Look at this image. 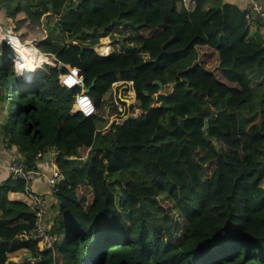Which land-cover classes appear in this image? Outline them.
<instances>
[{"label": "trees", "instance_id": "1", "mask_svg": "<svg viewBox=\"0 0 264 264\" xmlns=\"http://www.w3.org/2000/svg\"><path fill=\"white\" fill-rule=\"evenodd\" d=\"M208 1L36 0L7 8L22 40L19 29L27 22L38 27L44 18L57 17L37 48L77 68L86 87L96 81L88 92L95 112L86 116L73 100L78 89L59 82L65 67L44 65L26 82L16 76L14 56L5 47L2 82L30 86H22L16 112L22 128L9 118L0 127L29 168L39 152L56 147L62 178L55 193V251L40 252L36 242L17 239L33 227L35 216L8 200L9 191L24 190L22 180L9 178L0 186V264H12L8 255L23 250L32 258L21 264H264V109L260 125L249 130L241 129L235 113L255 88H264V44L249 37L261 25L246 21L234 5L207 7ZM128 28L139 45L129 51L113 52L104 40L96 46L101 56L75 43L92 35L94 46L113 30ZM61 33L72 41L57 43ZM195 48L199 62L179 71V62ZM34 51L41 65L42 55ZM33 69L24 68V74ZM129 81L135 92L129 110L140 113L113 121L103 133L102 116L118 112L120 102L113 98L115 104L105 107V96L114 83ZM155 81L172 83V91L159 94ZM193 91L211 104L222 102L217 113L213 104L203 108ZM193 110L200 129L208 118L206 133L220 149L203 165L205 183L190 163L193 149L179 143L190 134L179 125ZM171 143L167 153L160 152ZM128 171V178L119 176Z\"/></svg>", "mask_w": 264, "mask_h": 264}, {"label": "rangeland", "instance_id": "2", "mask_svg": "<svg viewBox=\"0 0 264 264\" xmlns=\"http://www.w3.org/2000/svg\"><path fill=\"white\" fill-rule=\"evenodd\" d=\"M35 3H36V0H0V10L2 11L3 15L8 16V12H7L8 7L26 8L32 4H35ZM25 20H27V19H25ZM48 20H46L44 18L43 21L45 23L42 26H38V27H34V26L30 25L28 22L26 24H24V26L21 27V29H19L22 32V38L26 41L35 43L39 39H42L43 37H45L48 34V32H44V30H46L45 28H47V29L53 28L54 29L56 23L58 22V18L54 17L52 15L51 17H49ZM12 24L15 26L13 20H12ZM17 28H19L18 25H17ZM133 33H134V31L131 30L130 28H128L126 30H123V29L113 30L112 36L110 38L112 41L111 47H112L113 52H115V51H129L130 50L129 48H132L134 46H136V47L139 46L132 39ZM97 36H98V34L96 33L95 38ZM56 39H57V43H67V42L69 43L70 41H72V39L66 33L58 34ZM92 39H93L92 35H87L86 37H79V39L75 40V43H79L82 46H88V47L92 48V44L94 43L92 41ZM104 40H106V39H103L102 41L104 42ZM0 50H1V54H0V84H1L0 98H1L2 103L4 104V106L6 108L8 118L13 120V121H16L18 127L22 128L21 121L16 118L17 117L16 112H17L18 106L20 104H22V102H23V99L20 97L21 91L24 90L22 86L26 85L27 87H29L30 84H25L21 81L11 82V80H13V79H10V82H7V81H4V83L2 82V79H4L3 64H4V60H5L4 54L6 52V49H5V47L2 46V47H0ZM32 51L35 52L34 49H32ZM35 54H36V56H35ZM32 57L34 58L33 59L34 60L33 65L35 68L37 66V62H35V60H37L40 56L37 55V53L35 52V53H33ZM199 60H200V52L198 51V49L195 48L191 51V53L186 58L182 59L179 62L178 70L183 71V70L195 65L196 63H198ZM41 61H42V56H41ZM28 70H31V69H28ZM28 73H31V72H28ZM28 73H26V74H28ZM261 86H264V79H263ZM122 89L125 92V90L127 89V85L126 84H123L121 86H120V84L119 85H113L111 94L105 96V101H106L105 107L107 106V104L109 102L110 103L113 102L115 104L114 99L117 98L120 90H122ZM160 93L164 94L163 91L159 92V94ZM193 97L199 103H202L204 105L203 108L205 106L209 108V106L211 107L213 104L215 107H211V108L213 109L214 115L217 113L216 108L220 107L222 104V102H220L218 100H211V102H212V104H211L208 101L204 100L206 98H202L200 96V93L195 92V91H193ZM121 98L122 99L119 100L120 101L119 105H120V103H125L128 106L134 102V101H132V99H134V95L131 96L128 92L126 95L122 93ZM116 100H118V99H116ZM215 102H217V103L215 104ZM117 104H118V102H117ZM110 105H112V104H110ZM122 108H124V107H122ZM262 109H264V88L257 87L253 90V93H252L250 99L235 109V113H237L239 118H240L241 129L249 130L253 125H257V126L260 125V123H261L260 112ZM128 111H130V113H133V111H131L127 108L125 111L126 116L129 115V114H127ZM139 113H140V110H136V113L132 114V116H136ZM190 113H194V115L189 116L186 119H184L183 128H181V125H179V127H180L179 129L189 130L190 134L188 137H183L181 142H179V143L181 144L182 148H187L189 150H190V148L193 149V152H191L192 155L190 158V163L195 166V172L197 173L198 178L201 179V181L205 183L203 165L209 159L215 158L218 154H220V149H219V145H217V143L215 142L214 137H212V135L209 134L208 132L206 133V131H207L206 125L208 124V126H209V123L207 122L208 118L207 117L204 118L205 124H204L203 128L200 129L198 127V124H197L198 118H199L198 113L195 110L191 111ZM114 114L119 115L118 112H116ZM105 117H106V119H105ZM109 118H110V114L108 113V110H107L106 114H104L102 116L101 124L107 123ZM111 118H113L114 120L117 119L118 121H120V118H122V116L119 117L116 115H112ZM107 127L110 128V124L109 125L107 124ZM108 128H105V129H108ZM209 131H211V130H209ZM174 145H175V143H171L169 145L164 144V145L159 147L160 152L167 153L166 152V146H174ZM87 154H88V150L83 151L82 157L86 158ZM263 157H264V155H263ZM15 161H19V160H15ZM76 162L81 163V161H76ZM259 174H260V170L258 168L255 172V176L257 177ZM119 176L126 179L130 176V171L125 172L123 174H120ZM113 178H116V177L114 175H112L111 179H113ZM23 253H25V252L19 251V252L13 253V254H9V262H11L12 264H21L22 262H25L26 260H28V258H25L26 256L23 255Z\"/></svg>", "mask_w": 264, "mask_h": 264}, {"label": "built area", "instance_id": "3", "mask_svg": "<svg viewBox=\"0 0 264 264\" xmlns=\"http://www.w3.org/2000/svg\"><path fill=\"white\" fill-rule=\"evenodd\" d=\"M241 12L243 13L246 21L252 23H258L261 26H264V3H261L257 0H251L250 3H248L245 6V8L241 9ZM0 35L6 37L5 39L0 40V47L2 46L7 47L12 52L14 56L13 67L15 69L16 76L19 79L24 80L26 82L33 81L36 70L40 67H43L44 65H48L50 67L58 68V69L65 67L66 70L61 71L58 74V79L60 84L66 89L71 91L74 89H78V92L73 95V100L80 112H82L86 116L92 115L95 112V103L93 99L89 96V94L86 93L85 79L80 74L77 68H74L69 64L62 63L55 57V55L51 53H45L40 51L35 43L22 40L20 36L16 33L15 26L14 25L11 26L9 22L4 19V15L2 13H0ZM9 35L15 38L11 43L7 38ZM110 38L111 35L101 37L100 38L101 40H99L98 43L92 46L97 54L104 56L96 49V46L101 44L103 42L102 41L103 39L108 40V45L111 46L112 41ZM21 45L31 46L44 58V61L41 65L37 64L34 74L30 79L21 76L17 70V63L19 62V56L16 53V48ZM36 61L37 60H35V62ZM125 111H126L125 105L118 104L119 115L117 114L114 115L119 117L122 116L124 118ZM123 118H120V121H118L117 119H115L114 121L116 123H121ZM47 151L52 152V167H53L52 175L47 178L48 192L50 194L55 195V193L58 190L57 182L62 178V174L59 172V169L55 164L56 158L59 154V150H57L56 147L52 146L48 148L46 152ZM40 154H42V152H39V155ZM9 172L14 179H19L23 181L24 191L25 193L29 194L32 199V202L29 204V206L31 208V212L35 216L33 227L27 231H23L19 233L17 239L20 241L36 242L37 250L40 252L55 251L57 248V243L59 241V238L55 233L52 232V226L54 222L52 220L51 222L49 221L50 216L48 215V208L43 195L41 193H36L32 190L33 178L35 176L41 175V173H39L37 170L33 168H29L25 164V162L20 160L12 162V164L9 166ZM1 185H3V183L0 181V186Z\"/></svg>", "mask_w": 264, "mask_h": 264}, {"label": "crops", "instance_id": "4", "mask_svg": "<svg viewBox=\"0 0 264 264\" xmlns=\"http://www.w3.org/2000/svg\"><path fill=\"white\" fill-rule=\"evenodd\" d=\"M250 1L251 0H209L207 2V7H222L223 5H234V6L238 7L239 9H243V8H245V6L248 3H250ZM257 1L264 3V0H257ZM0 13H2L1 10H0ZM4 19L7 20L11 26H13L12 19L10 17L4 15ZM249 37L256 42H260V43L264 44V27L263 26L255 27L251 31ZM0 53H1V50H0ZM30 54H31V52H30ZM119 84H121V82H117L114 85H119ZM132 85H133V82L129 81L127 84V89L125 90V92L123 91V89L120 90L119 95H118L119 97L116 95L117 98L119 100H121L122 99L121 98L122 93L126 95L128 92L131 96L134 95V99H132V101H134V102L131 104H135V92L132 89ZM0 88H1V86H0ZM172 89H173L172 83H168L167 85L162 86L163 92H165L164 90L171 92ZM160 92H161V88H160ZM129 106L130 105L127 106L125 104V109H127V108L129 109ZM136 110H138V109H135V111L133 113H130V111H128L127 114H134V113H136ZM111 117L112 116H110V118L108 119L105 126L99 125V127H101L99 129L105 130V128H107V124L111 125L113 123V120H114ZM7 119H8V116H7L6 108H5L4 104L2 103V101L0 100V125H4L7 122ZM105 119H106V117H105ZM15 160H20V161L24 162V156L19 151V147H17L14 144L9 143V139L4 134L3 128L0 127V165H1L0 181L2 183L6 182L9 178H11L12 180H16L11 176V174L9 172V166ZM32 168L37 170L39 173H41V175L35 176L33 178L32 190L36 193H41L43 195V197L46 201L47 208H48V215L51 217V218L49 217V221L51 222V220H52L54 222V218H55L57 211H58L57 210V199H56L55 195L50 194L48 192V182H47V178L50 177L52 175V172H53L52 152L47 151V152L40 154V156L38 157L34 167H32ZM7 196H8V200L10 202L15 203V205L12 206V208H17V210L31 212V208H30L29 204L32 202V199H31L29 194L25 193L24 190L9 191ZM23 252H25V253H23V255L26 256L25 258H28V259L32 258L31 254L29 252H27L26 250H23Z\"/></svg>", "mask_w": 264, "mask_h": 264}, {"label": "bare ground", "instance_id": "5", "mask_svg": "<svg viewBox=\"0 0 264 264\" xmlns=\"http://www.w3.org/2000/svg\"><path fill=\"white\" fill-rule=\"evenodd\" d=\"M32 49H34V48H32L31 46H26V45H21V46H19V47H17L16 48V53H17V55L19 56V64L20 65H22V63L24 64V68L26 69V70H28V69H33L34 68V65H33V62H34V56L32 57V55H33V51H32ZM29 52H31V54L29 53ZM44 58H43V56H42V60H43ZM24 68H22L20 71H19V73H20V75L21 76H23L24 78H27V79H30L32 76H33V74H34V71H35V69H33V72H32V75H30V74H28V75H30V76H26L25 74H24Z\"/></svg>", "mask_w": 264, "mask_h": 264}, {"label": "water", "instance_id": "6", "mask_svg": "<svg viewBox=\"0 0 264 264\" xmlns=\"http://www.w3.org/2000/svg\"><path fill=\"white\" fill-rule=\"evenodd\" d=\"M79 1H81V0H79ZM92 49H93V47H92ZM96 78H94L93 80H92V82H91V84L89 85V86H87L86 87V89H85V91L88 93L89 91H90V89L94 86V84H95V80ZM155 83H157L159 86H160V88H161V91H162V83L160 82V81H155ZM137 116V115H136ZM136 116H132V115H127V116H124V118L122 119V123H124L127 119H129V118H131V117H136ZM208 127V124L206 125V128ZM108 128V127H107ZM107 130H109V128L108 129H105L104 130V132L103 133H106L107 132Z\"/></svg>", "mask_w": 264, "mask_h": 264}, {"label": "clouds", "instance_id": "7", "mask_svg": "<svg viewBox=\"0 0 264 264\" xmlns=\"http://www.w3.org/2000/svg\"><path fill=\"white\" fill-rule=\"evenodd\" d=\"M6 37H4L3 35H0V40H3V39H5ZM8 39H9V42L11 43L15 38L14 37H12V36H8L7 37ZM14 47H15V45H14ZM24 67V65H20L19 63H17V70H18V72L22 69Z\"/></svg>", "mask_w": 264, "mask_h": 264}]
</instances>
